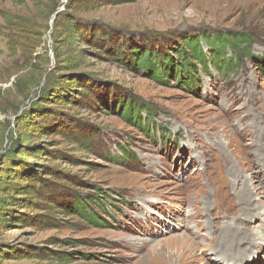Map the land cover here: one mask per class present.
Returning <instances> with one entry per match:
<instances>
[{
	"label": "rangeland",
	"instance_id": "obj_1",
	"mask_svg": "<svg viewBox=\"0 0 264 264\" xmlns=\"http://www.w3.org/2000/svg\"><path fill=\"white\" fill-rule=\"evenodd\" d=\"M0 264H264V0H0Z\"/></svg>",
	"mask_w": 264,
	"mask_h": 264
},
{
	"label": "trees",
	"instance_id": "obj_2",
	"mask_svg": "<svg viewBox=\"0 0 264 264\" xmlns=\"http://www.w3.org/2000/svg\"><path fill=\"white\" fill-rule=\"evenodd\" d=\"M207 41H209V40H207ZM217 41H218V44L221 46L222 55H223L224 51L227 49L228 51L234 53L233 59L239 58V61H241L243 58H248V57L251 58V53H250L251 40L249 39L248 36H245L244 34H238V35L224 37V38L221 37V39L218 38ZM185 42H186V46L189 49H191L192 52L194 53V57H196L197 60H200L199 57L197 56V52L199 51V48L197 45H195L196 43L194 41L187 40V39H185ZM222 55L220 53L218 55V57H221ZM233 59L229 60L230 65L227 64V70L226 71L228 73L230 72L231 63L233 62ZM187 63L189 64L188 61H187ZM223 63H222V65H223ZM235 65H237V64H235ZM138 108L139 107L136 106L135 108H132L131 111L129 108L128 114H129V112H132V111H134V109H138ZM28 189H31V188H28Z\"/></svg>",
	"mask_w": 264,
	"mask_h": 264
}]
</instances>
